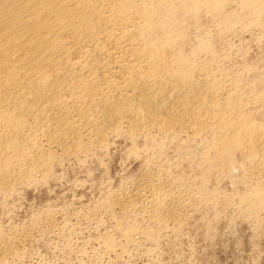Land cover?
Returning a JSON list of instances; mask_svg holds the SVG:
<instances>
[{"label":"rangeland","instance_id":"1","mask_svg":"<svg viewBox=\"0 0 264 264\" xmlns=\"http://www.w3.org/2000/svg\"><path fill=\"white\" fill-rule=\"evenodd\" d=\"M234 1L222 13L178 9L172 50L209 67L219 91L235 86L220 113L262 127L258 145L244 154L222 127L199 133L188 122L167 131L117 125L103 143L67 153L47 149L38 133L33 150L46 151V165L0 187V264H264V0ZM167 34L160 29L157 42ZM151 176L154 190L144 187Z\"/></svg>","mask_w":264,"mask_h":264},{"label":"bare ground","instance_id":"2","mask_svg":"<svg viewBox=\"0 0 264 264\" xmlns=\"http://www.w3.org/2000/svg\"><path fill=\"white\" fill-rule=\"evenodd\" d=\"M226 1L0 0V187L14 181L23 168L46 165V151L33 150L38 133L47 149L67 153L103 143L106 133L117 125L124 124L131 131L149 125L167 131L188 122L199 133L205 126L222 127L235 149L251 152L262 127L242 121L241 114L220 113L222 105L234 100L235 86L221 84L219 91V81L209 67L195 68L199 63L193 66L172 50V21L178 9L193 15L204 10L222 13ZM239 1L252 6L257 0ZM256 7L260 10V5ZM160 29L170 35L158 43ZM181 49L177 50L182 53ZM234 120L242 122L236 125ZM224 146L218 144L217 151L228 148ZM153 180L154 176L149 177L144 187L154 190Z\"/></svg>","mask_w":264,"mask_h":264}]
</instances>
